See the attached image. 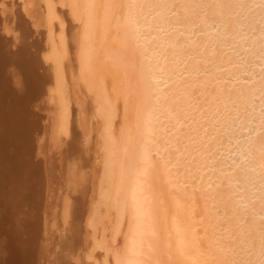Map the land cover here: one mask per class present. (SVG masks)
Here are the masks:
<instances>
[{
	"label": "bare ground",
	"instance_id": "bare-ground-1",
	"mask_svg": "<svg viewBox=\"0 0 264 264\" xmlns=\"http://www.w3.org/2000/svg\"><path fill=\"white\" fill-rule=\"evenodd\" d=\"M185 1L0 0V264H155L157 195L151 176L156 171L163 174V183L172 190L182 165L180 172L186 174L177 181L178 191L181 188L185 198L188 195L195 205L205 203L204 211L214 195L221 198L219 203L230 195L234 198L233 188L228 191L229 187L224 189L223 185L226 188L227 184L239 183L243 188L247 183L242 181L247 178L248 182L256 180L253 184L258 193L264 191V75L255 74L259 64L255 60L259 58L264 65V28L256 23L264 19V0L252 2V11L243 8L240 0H230L237 2L234 11L229 9L232 3L225 7L224 0H210L218 21L214 22L215 28H207L204 17L208 16H202V37L194 32L191 37V32L184 33L179 29L181 25L174 23L179 17L176 8H182L180 15L189 11L190 7L183 6ZM201 6H197L199 13ZM173 12L175 15L170 16ZM191 12L186 13L187 17ZM229 20L231 30L227 29ZM235 35L243 42L237 43ZM198 44L206 50L201 51ZM198 60L202 66L208 61L212 62L211 68L213 63L218 66L208 74L206 67H199ZM189 86L197 87V93L205 89L206 94L209 87L213 88L211 95L207 94L213 103L211 110L209 102L203 103L206 95L204 100L196 99L202 102L201 107L209 106V111L205 108L208 114L203 111L204 117H197L198 121L208 120L203 124L193 114L197 95ZM252 97L259 98L263 112H255L254 108V120L249 122L247 115L245 127L243 122L239 126L234 122L230 125V121L229 128L223 127L222 123L227 122V126L225 120L238 112L229 107L238 110L242 106L237 108L236 101L246 104ZM229 101H234V106L227 104ZM228 105L233 115L226 118L224 112L229 111L223 110ZM218 125L222 130L215 128ZM238 126L250 128V132L243 130L247 138L238 143L239 138L232 135L234 151L212 152L216 137L232 134ZM209 127L213 130L210 134ZM259 130H263L261 135ZM210 143L213 145L209 149ZM209 152L211 157L207 156ZM193 162L200 174L206 168H215V175H220L218 181L210 182L204 174L194 179L192 173L196 185H191ZM253 192L249 196L263 204L264 197ZM161 194L164 207L166 198ZM249 196H243L242 201L248 207L256 206ZM174 202L177 206L179 198ZM111 209H115L117 218L110 240L106 223ZM211 209L213 206L208 212ZM169 210L162 225L167 234L166 246L175 247L181 254L189 249L190 253L184 255L186 264H223L220 260L213 262L215 256L211 258L213 254L207 247H215L219 255H224L221 236L216 234L220 227L212 222L216 216H212L213 211L209 212L212 221L208 217L205 223L204 218L202 224L194 216L197 213L192 215L196 212L192 208L188 211L193 221L183 224L178 214ZM127 214V232L118 251L113 242ZM237 225L240 231L243 225Z\"/></svg>",
	"mask_w": 264,
	"mask_h": 264
},
{
	"label": "rangeland",
	"instance_id": "rangeland-1",
	"mask_svg": "<svg viewBox=\"0 0 264 264\" xmlns=\"http://www.w3.org/2000/svg\"><path fill=\"white\" fill-rule=\"evenodd\" d=\"M177 2V0H174V2ZM184 0H179V3L180 2H183ZM186 1H188V2H186ZM185 2L187 3H185V4H183V6L186 8V5H187V7H190L191 8V5H192V8L190 9L189 8V11L191 12V10H192V12H191V14L187 17V15L190 13L189 11V13L187 12V10L185 9V8H183V9H185L186 10V13H188V14H184V15H180V13H182V8H180V10H181V12H180V10H179V7H178V9L176 8L175 9V11H176V14L179 16H176V20L174 21V23H178L179 25H181L180 27H179V29H182L183 30V32L184 33H187L188 31V33H190L191 32V34H190V36L191 37H193V34L195 33L197 36H199L200 34V36L199 37H202V33L200 32V30H203L202 28H203V24L201 23V22H204V20L205 19H207V21H205L204 23H205V26L207 27V28H210V27H212V28H215L216 27V25H217V23H214L215 21L217 22L218 21V16H216V15H218V14H216L217 12H216V10L214 9V6H212V5H210V4H212V2L210 1V0H198V2L199 3H203V5H202V3H201V5L202 6H204V4L206 5L205 7H202L200 4L198 5L197 3L198 2H196V0H191V5H190V0H186ZM193 1V2H192ZM201 1V2H200ZM241 2H243L244 3V0H240ZM250 1V3L248 4V1L247 0H245V2H247V3H245V5H243V3H242V7L243 8H246L247 10L249 9V11H252L253 10V8H254V6H253V3H254V1H257V0H249ZM172 3V5L175 7L177 4H175V3ZM196 2V3H195ZM210 2V3H209ZM224 2H225V7H227V5L226 4H231L232 2H234V1H230V0H224ZM253 2V3H252ZM57 3V2H56ZM178 3V2H177ZM197 4V6H201V11H200V13L198 12L199 10H198V7L197 6H195V4ZM235 3H237V2H235ZM235 3H232L233 5H231V6H229V9H231V11H234V8H235ZM252 3V4H251ZM58 4H59V2H58ZM209 4V5H208ZM247 4V5H246ZM188 5H190V6H188ZM193 5L195 6V7H193ZM208 6V7H207ZM248 6V7H247ZM206 7L208 8V10H206ZM212 8V9H210V8ZM253 7V8H252ZM257 7V6H256ZM197 8V9H196ZM204 8V9H203ZM179 10V11H178ZM210 10H211V13H210ZM215 10V11H214ZM203 11V12H202ZM206 11L208 12L209 11V13H208V15L207 14H204V13H206ZM212 11H214V12H212ZM185 12V11H184ZM183 12V13H184ZM239 12V11H238ZM203 13V14H202ZM234 13V12H233ZM200 14V15H199ZM175 15V13L173 12L172 13V15L170 14V16H174ZM185 16V17H184ZM199 16H200V19H199ZM202 16L204 17V16H208V17H204L203 18V21H202ZM210 17V18H209ZM187 18V19H186ZM209 18V19H208ZM182 19H183V21H182ZM178 20V22H176ZM198 20V21H197ZM200 20V21H199ZM208 20H209V22H208ZM259 20H261V21H259ZM264 20V19H263ZM263 20L260 18V19H258V21L256 22L257 23V27L258 28H260V29H262V28H264L263 26ZM181 21H182V23H181ZM230 21V20H229ZM180 22V23H179ZM210 25L211 23V25L208 27V24ZM186 23V24H185ZM229 23H231V24H229ZM260 23H262V25H259ZM177 24V25H178ZM184 24V25H183ZM188 24V25H187ZM192 25L191 27H190V29L188 28V29H186V27L187 26H190V25ZM207 24V25H206ZM202 25V26H201ZM227 29L228 30H231L232 28L230 27V26H232V22L230 21V22H228L227 23ZM177 28H178V26H177ZM184 30H186V31H184ZM263 30V29H262ZM194 32V33H193ZM254 32V33H253ZM252 34H256V30H252V32H251ZM250 33V34H251ZM181 35V34H180ZM249 36V35H248ZM179 37H181V38H183V35L182 36H179ZM230 38H232V35H230L229 36ZM235 37H237L238 38V40H236L237 41V43H241V42H243V39H242V37H238V35L236 36L235 35ZM240 39V40H239ZM201 41V40H200ZM205 45V44H204ZM201 46V47H200ZM197 47L199 48L200 47V49H201V51H205L206 50V46H203V45H200V44H198L197 45ZM167 49V48H166ZM165 49V53L168 55V51L169 50H166ZM257 49V48H256ZM255 49V50H256ZM254 50V49H253ZM187 51V50H186ZM253 56V55H252ZM222 58V57H221ZM222 59H225L224 57L222 58ZM221 59V60H222ZM248 60L250 61V59L248 58ZM259 60V61H258ZM255 62L258 64L257 66H258V68H257V70H258V72H256L255 74H256V76H258V75H260V74H263L264 75V65H261L262 63H260L261 61H260V59L259 58H257L256 60H255ZM211 61H208L206 64H207V66H206V64H205V66H204V64H203V66L204 67H206V73H208V72H210V74H211V70H212V72L214 71V66H218L217 64H212V68H211ZM198 64H199V67H203L201 64V61L200 60H198ZM210 64V65H209ZM252 64L253 63H250V65H249V68H252ZM262 66V67H261ZM211 68V69H210ZM260 70V71H259ZM262 72V73H261ZM214 73V72H213ZM209 74V73H208ZM218 77H219V75H218ZM251 80V79H250ZM190 84V82L188 83V84H186V85H189ZM189 88L192 90V92H194V93H196L195 95H197V98L195 97L194 98V100H195V108H193V110H194V113H193V110H192V113L194 114V116H195V119L198 121V118L197 117H199L202 113H203V111L205 112H207V114H208V111H209V106H210V110L212 109L211 107L213 106V103H211L210 101H211V96H207V94H209V95H211V92L213 91V88H212V86L211 87H209L210 88V90H208L209 91V93H207L206 94V92H204L205 91V89H204V91L203 92H201V91H199L198 93L196 92L197 91V87L195 88V87H190L189 86ZM194 90V91H193ZM200 94L202 95V94H204L203 96H200ZM194 95V96H195ZM206 95V96H205ZM204 96L206 97V99L204 100ZM199 97H203V98H201V99H203L202 101H203V103L206 105V103H208L207 105H209L208 107L206 106V107H201L202 105V102H197L196 101V99L197 100H199L200 98ZM208 97V98H207ZM253 99H255L256 97H252ZM200 99V100H201ZM253 99H250V100H252V101H254V103L252 102V101H248V102H246V104L245 103H243V102H245V101H241V102H235L234 103V101H229V102H227V104H229V105H231V103H232V105L233 104H235V106L238 108V107H240L239 105H241L242 107L241 108H238V110L235 108V107H229V105L227 106V108L229 107L230 109H232L233 111H238L237 113H233V111L232 110H229V108L227 109V108H225L223 111H226L227 110V112H228V114L226 113V112H224L225 114V117L227 118L228 117V115L230 116V115H233L232 117L230 116V118L228 117V120H225V121H228V125L230 124V122H231V124L230 125H233V122H234V125H238L239 124V126H242L243 124V126L245 127L246 125H248V122H244V121H246L247 120V118H248V116L250 115V118L248 119V121L250 122V120L252 119V120H254L252 117H254V115H253V113H254V108H255V112H263L262 111V108H259V103L260 102H258V100H259V98H256L255 100H253ZM208 100V101H207ZM257 101V102H256ZM212 102H213V100H212ZM258 103V104H256V103ZM240 103H243V104H240ZM238 104V105H237ZM250 104V106H249V109H248V105ZM253 104V105H252ZM225 105V104H224ZM223 105V106H224ZM253 107H252V106ZM254 105H256V106H254ZM258 105V106H257ZM234 106V105H233ZM246 106H247V109H246ZM252 107V111H251V108ZM204 108V109H203ZM205 108L208 110H205ZM236 109V110H234V109ZM243 108H244V110L246 111V112H248L249 110V113H246L244 110H243ZM257 108H259V109H257ZM196 109V110H195ZM257 109V110H256ZM197 110H200L201 112H197ZM240 110H242V111H240ZM259 110V111H258ZM261 110V111H260ZM196 112H197V115H196ZM205 112V113H206ZM242 112V113H241ZM204 113V114H205ZM231 113H233V114H231ZM239 113V114H238ZM241 113V114H240ZM200 114V115H199ZM204 114H202L203 115V117H204ZM237 114V115H236ZM244 114L246 115V116H244ZM248 115V116H247ZM241 116H244V117H242V119H244L243 121H242V119H241ZM201 117V116H200ZM199 117V118H200ZM210 117V116H209ZM209 117H207V119H209ZM234 117V118H233ZM237 118V120H236V118ZM232 118V119H231ZM204 119V120H203ZM203 119H201V121L199 122V123H205L204 121H208V120H205L206 118H203ZM225 119V118H224ZM223 119V117H222V120H224ZM230 119V120H229ZM240 119H241V124H240ZM246 119V120H245ZM236 120V121H235ZM182 121H185V119L183 118V120ZM230 121V122H229ZM198 122H196V123H198ZM242 122H243V124H242ZM237 123V124H236ZM222 124H224V126L222 125ZM221 125L223 126V127H227V128H229L230 127V125L228 126H225V124H227V122H223ZM246 124V125H245ZM221 125H218L217 127H215V128H219V127H221V129L219 128L218 130H222V126ZM238 126V127H239ZM189 127V126H188ZM210 127H212V126H210ZM207 128V130H208V132H209V134L210 133H212L213 132V130L211 131V129L212 128ZM244 127H239V130H237L236 128L233 130V132H232V134H227L226 133V135L224 134L223 135V133H221L220 134V136H219V138H221V139H219L218 138V136L216 137V139H218V142H217V145L216 146H214L215 148H213L212 149V152H214L215 153V150H216V153L218 152V153H225V154H227L229 151H234L233 149H235V148H233V146H234V144L232 145V142L230 141V136H232V135H234V137H236V138H239V139H237V141H238V143L239 142H241V140H243V139H246L247 137L246 136H243L246 132H244V131H247L248 130V132H250L251 130H250V128H248V127H246V129H243ZM206 129V128H205ZM240 129H242L241 131H242V133H240L241 131H240ZM207 130H205L206 131V133L208 134V132H207ZM244 130V131H243ZM190 131V130H189ZM237 131H239V132H237ZM261 131H263V130H259V133L258 134H260L261 133ZM188 132V131H187ZM235 133H237V134H241V135H238V136H240V137H238L237 135H235ZM263 133V132H262ZM261 133V134H262ZM260 134V135H261ZM259 135V136H260ZM222 136H223V138H222ZM226 136V137H225ZM243 136V137H242ZM227 137L229 138V139H227ZM242 137V138H241ZM190 139H191V137H189ZM227 140H229V141H227ZM221 141V142H220ZM225 142H228V144H224ZM192 143V141L190 142V144ZM218 143H221V144H223V146L221 145L220 147L218 146ZM189 144L187 143V146H188ZM212 143H210V144H208V148L210 149V148H212ZM230 145V146H229ZM222 147H223V149H222ZM220 148V149H219ZM227 148V149H226ZM229 148V149H228ZM208 149V150H209ZM232 149V150H231ZM214 150V151H213ZM218 150V151H217ZM221 150V151H220ZM223 150V151H222ZM212 152H209L208 154H207V156L208 157H211V154H212ZM213 153V154H214ZM210 154V155H209ZM194 156V155H193ZM218 157V156H217ZM225 162H227V163H229V161L227 160V161H225ZM194 164H191V173H189V182H190V184L192 185L193 184V186H195L196 185V181L195 180H193V178L195 179V177H198V176H203V174H204V177H205V179L207 178L210 182H217L218 181V179H219V174L217 175H215V173H217L216 172V170H215V168H214V170L212 169V168H206L203 172H202V174H200L199 172H200V169H198L197 167H195V168H197V169H195L194 168V165L196 164L195 162H193ZM181 167H182V165H181ZM179 168V170L182 172V169H183V167L182 168ZM193 167V168H192ZM192 169H193V171H192ZM221 169L222 168H219V170L221 171ZM195 170H198V172L197 171H195ZM178 172V178L176 177V179H179V180H177V181H180L181 179V177L183 176V174H184V172L183 173H181V172ZM212 171V172H211ZM159 171H156L152 176H151V182H152V188H153V191H155V196H156V198H155V200H156V203H155V214H156V227H157V229H156V231H157V235H155V237L153 238L154 240H155V238H156V240H155V243L154 242H152V244H153V250H156V251H154V253L153 254H156V256L155 257H153L154 258V260H153V262L155 261V264H157V262H156V260L158 261V264H186V258H185V256L184 255H187V254H189L190 253V250L189 249H185V251H184V253H180L179 251H178V249H176L175 247H169V246H166V245H168L167 244V242H166V236H167V234H166V232H165V226H162V225H164V221H165V219H167V215H169V212H170V210L169 209H172V213H176L175 215H177L178 214V217H179V219H180V221L183 223V224H187L188 222L189 223H191L192 221H193V219L191 220V218L193 217L192 215H194L195 213H197V215H194V216H196V218H197V221L199 220V222H201L202 224H204V218H210V222L212 221L211 219H212V217L210 216V213L212 214V216L213 215H216L215 217L213 216V218H215V220L213 219V223H214V221H215V223H214V225L216 226V228L217 227H220L219 228V230H218V228L216 229V234L218 235V237H220V241L222 242V247L224 248V255L223 256H221V255H219V254H221V253H217L216 252V248L215 247H212L211 248V246L210 245H207V247L208 248H210V254H211V256H212V254H213V256L211 257V258H213L214 256H215V259H212L213 260V262H215V261H218L219 262V260L221 261V263L223 262V264L225 263V264H246V261H247V264H254L255 262V264H264V221L262 220V219H264V212H262V214H261V211H263L264 210V207H263V209L261 210L260 208H262V206H264V203L263 204H259V201H258V199L256 200L255 198H257V197H255V198H253V197H251V196H249V193H252L253 191L252 190H254V182H256V180H252L251 182L249 181L248 182V180L249 179H245V180H243L242 182L244 183V181H245V184L247 183V186L246 185H244V187L242 188L241 186H240V184L239 183H237L236 185L235 184H233V186H232V184L230 185V184H227V185H229V186H227L226 185V188L224 187V185H223V188L224 189H227V187H229L227 190L229 191V189L230 190H232L231 188H233V193L232 194H234V193H236V195L234 196V198L232 199V197H233V195L231 196H228L226 199H228L229 200V202H232V203H229V202H227V200L226 199H222L223 201H221L220 203L218 202V201H220V199L217 197L218 195H216V197H214V196H212V197H210L209 198V202L211 203V201H212V204H210L209 203V206H208V203H206V205L205 206H208L209 208H207V210L206 211H204L205 209H206V207L204 208V204L205 203H202V202H200L199 201V203L201 204V206H200V204L198 203V205H197V208L195 209L194 207H196V205L194 204L195 203V201L193 202V199L192 198H190V197H188V195H187V197L189 198V200H188V198L186 197L185 198V196H186V194H185V192L183 193V190L181 189H179V191H178V186H179V184H177V181L176 180H174V181H176V182H174L173 181V186H175V187H173L172 188V190H168L167 189V186H166V184L165 183H163V180H162V177L163 176H160V175H163L162 173H158ZM197 172V173H196ZM209 172H211V174L209 173ZM192 173L194 174L193 175V178H192ZM185 174H186V172H185ZM184 174V175H185ZM191 174V175H190ZM197 174H200V175H197ZM206 174V175H205ZM208 174V175H207ZM197 175V176H196ZM210 175V176H209ZM187 176V175H186ZM185 176V177H186ZM215 176V177H214ZM204 177L202 178V179H204ZM161 178V179H160ZM192 178V179H191ZM211 178V179H210ZM218 178V179H217ZM197 179V178H196ZM216 179V180H215ZM213 180V181H212ZM247 180V181H246ZM163 185H162V184ZM177 185H176V184ZM195 183V184H194ZM253 185L252 186V189L250 188L251 186L249 185ZM256 184V183H255ZM239 186L240 188L239 189H237L238 188V186H237V188L235 187V186ZM249 185V186H248ZM181 187V186H180ZM231 187V188H230ZM165 188H166V190H165ZM175 188H177L176 190H175ZM237 190H236V189ZM244 188H245V190H244ZM258 188V187H257ZM257 188H256V186H255V189H256V193H255V190H254V192H253V194L255 195H257V194H259V195H262V197H264V191H262L261 189H260V191H259V193L257 192L258 190H257ZM174 189V190H173ZM235 189V190H234ZM243 189V190H242ZM239 190H240V192H239ZM244 191V194H243V192L242 191ZM248 190V191H247ZM172 191H174V192H172ZM176 191V192H175ZM261 191H262V193H261ZM164 193V196H165V198H166V202H165V208L164 207H162L163 205H162V201H161V196H162V194L161 193ZM173 193V195H171V194H169V193ZM177 192H178V194H177ZM241 193V194H239V193ZM247 192V193H246ZM175 193V194H174ZM182 193H183V196H182ZM246 193V194H245ZM185 194V195H184ZM237 194H239L238 196H237ZM241 195V196H240ZM247 195V196H246ZM253 195V196H254ZM240 196V197H239ZM243 196L246 198V197H248L249 196V198L251 197L252 199H250L251 201H252V204L255 202L256 203V206H255V208H254V206L253 205H251V206H253V207H250V205H249V207L245 204V202H243L242 201V199H243ZM179 198V200H180V203H178L177 204V206H176V204H175V202L173 203V200L174 201H176V199H178ZM231 197V200L229 199ZM261 196H259V198H260ZM175 198V199H174ZM213 198L215 199H217L218 198V200H214L213 201ZM237 198V199H236ZM248 198V199H249ZM234 199H235V201L237 202V204L239 205H236V202L234 203ZM238 199H240L239 201H238ZM160 200V201H159ZM192 201V203H191V201ZM190 202V204H189V202ZM216 201H217V203H216ZM242 201V202H241ZM257 201V202H256ZM198 201H196V203H197ZM213 202H215V203H213ZM226 202V203H225ZM240 202V203H239ZM175 204V207H174V205L173 204ZM228 203V204H227ZM243 203V204H242ZM254 203V204H255ZM181 204V205H180ZM192 204V207H190V205ZM195 206H194V205ZM231 204H235V205H231ZM262 205L261 207L259 206V205ZM184 205L186 206V207H184ZM189 205V206H188ZM231 205V206H230ZM240 205H243L242 207H246L247 209V211L246 210H243V209H245V208H242V207H240ZM194 206V207H193ZM198 206H200V207H198ZM212 206H213V209H211V211L209 210V212H208V209H210V208H212ZM234 206V207H233ZM177 207V208H176ZM189 207H190V209H189ZM216 207V208H215ZM221 207V208H220ZM223 207H224V209H223ZM235 207L237 208V210L235 209ZM164 208V209H163ZM185 208V209H184ZM192 208L194 209V211H196V212H193L192 213V215H191V213H190V215H189V211H191L192 210ZM248 208H249V210H248ZM203 209V210H202ZM241 209L243 210V212H240L241 211ZM252 209V211H250ZM258 209H259V211H258ZM177 210H178V213H177ZM189 210V211H188ZM255 211V213L257 212V213H259V214H257L256 213V215L254 214V216L256 217V219H255V217L253 216L252 217V215H253V213L252 212H254ZM193 211V210H192ZM202 211V212H201ZM203 211L204 212H207V213H204L203 214ZM246 211V213L244 214V212ZM248 211H249V213H248ZM116 211H115V209H111V212H110V214H111V216H110V219H109V221H107V223H106V235H107V237H108V239L110 238V240L112 239V233H111V231H112V227H113V223H115L116 222V219L115 218H117L116 217V214H114ZM171 213V214H172ZM237 213H241L240 215H242V213H243V216H241L240 217V215L239 214H237ZM162 214V215H161ZM173 214V215H174ZM203 216H202V215ZM207 216H206V215ZM233 214H234V216H237V215H239V217L240 218H238V216H237V218L238 219H240V220H238L236 217H234L233 216ZM235 214H237V215H235ZM258 215H261L260 217L258 216ZM191 216V217H190ZM201 216H202V218H201ZM217 216H219V217H217ZM160 217V218H159ZM163 217V218H162ZM165 217V218H164ZM127 218V219H126ZM126 218H125V220H124V224H123V226H122V229H121V233H118L116 236H115V241L113 242V245L115 246V247H117L118 248V251H121V249H122V247H123V238L122 237H124L123 235H125V233L127 232L126 230H127V228H126V226H128V223H129V216H128V214L126 215ZM190 218V219H189ZM216 218H219V219H217L218 221H216ZM222 218V219H221ZM238 220V222L239 223H237V221H236V219ZM252 218V219H251ZM164 219V220H163ZM220 219H221V221H220ZM234 219V221H232ZM247 219V220H246ZM259 219V220H258ZM115 220V221H114ZM158 220V221H157ZM208 220V219H207ZM205 221V223H207V222H209V220L208 221ZM243 220V221H242ZM253 220V221H252ZM256 220V221H255ZM126 221H128V222H126ZM203 221V222H202ZM252 221V222H251ZM220 225H218L217 223ZM232 222H233V224H232ZM127 223V224H126ZM158 223V224H157ZM223 223V224H222ZM236 224V226H238L237 224H239V226L241 225H243L244 226V228L246 229V227H248V230L246 229V230H244V229H241L240 227V231H239V229L237 230L236 228H238V227H236L235 226V224ZM258 223V224H257ZM218 226H217V225ZM232 224V225H231ZM252 224V225H251ZM254 224H256V225H254ZM228 225H229V228H228ZM263 225V226H262ZM227 226V227H226ZM251 226H253L254 228L253 229H255V230H253V229H251L252 227ZM256 226V227H255ZM262 226V227H261ZM201 227V226H200ZM199 227V228H200ZM258 227V228H257ZM257 228V229H256ZM126 229V230H125ZM235 229V230H234ZM123 230V231H122ZM218 230V231H217ZM239 231V232H237V231ZM242 230V231H241ZM244 230V231H243ZM253 230V231H252ZM247 231V232H246ZM255 231V232H254ZM258 231V232H257ZM232 232V233H231ZM236 232V233H235ZM242 232V233H241ZM246 232V233H245ZM124 233V234H123ZM219 233V234H218ZM237 233H241V234H243L244 236H242L241 234L239 235V234H237ZM255 233H256V235H255ZM258 233H259V235H258ZM263 233V234H262ZM119 234H121V235H119ZM261 234V235H260ZM118 236V237H117ZM157 236V237H156ZM226 236H228V237H226ZM241 236V237H240ZM237 237H240V238H238L237 239ZM252 237H253V239H252ZM256 239H255V238ZM241 238H243V239H241ZM263 239V240H262ZM223 240V241H222ZM227 240V241H226ZM232 240V241H231ZM239 241V243H237L238 241ZM246 240V241H245ZM165 241V242H164ZM211 241V240H210ZM242 241V242H241ZM225 242V243H224ZM236 242V243H235ZM244 242V243H243ZM229 243V244H228ZM234 243V244H233ZM241 243V244H240ZM248 243V244H247ZM226 244V245H225ZM233 244V245H232ZM245 244V245H244ZM235 245V246H234ZM247 245V246H246ZM229 246V247H228ZM121 247V248H120ZM244 247V248H243ZM250 247V248H249ZM207 248V249H208ZM239 248V249H238ZM257 248V249H256ZM214 249V250H213ZM227 249V250H226ZM233 249V250H232ZM251 249V250H250ZM226 250V251H225ZM167 251V252H166ZM245 251H247L248 253H246ZM255 251V252H254ZM260 251H262L261 253H262V255H261V253H260ZM153 252V251H152ZM229 252V253H228ZM179 253V254H178ZM218 254V255H216V254ZM225 253H227V255H225ZM242 253V254H241ZM256 253V254H255ZM236 254V255H235ZM247 254V255H246ZM256 255V256H255ZM154 256V255H153ZM183 256V257H182ZM218 256V257H217ZM223 257V258H221V257ZM231 256V257H230ZM220 257V258H219ZM225 257V258H224ZM260 259H259V258ZM262 257V258H261ZM155 258H156V260H155ZM219 258V259H218ZM231 258H233V259H231ZM244 258H245V261H244ZM218 259V260H217ZM221 259H223V261L221 260ZM243 259V260H242ZM259 261H258V260ZM184 260V261H183ZM229 260V261H228ZM251 260V261H250ZM263 260V261H262ZM160 261V262H159ZM212 262V261H211ZM217 262V263H218ZM261 262V263H260ZM216 263V262H215ZM215 263H211V264H215ZM220 263V262H219ZM154 264V263H153Z\"/></svg>",
	"mask_w": 264,
	"mask_h": 264
}]
</instances>
